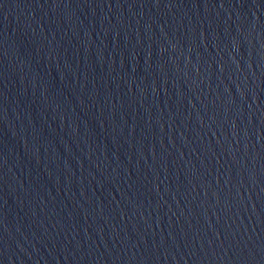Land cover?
I'll use <instances>...</instances> for the list:
<instances>
[{"label": "water", "instance_id": "1", "mask_svg": "<svg viewBox=\"0 0 264 264\" xmlns=\"http://www.w3.org/2000/svg\"><path fill=\"white\" fill-rule=\"evenodd\" d=\"M0 264H264V0H0Z\"/></svg>", "mask_w": 264, "mask_h": 264}]
</instances>
